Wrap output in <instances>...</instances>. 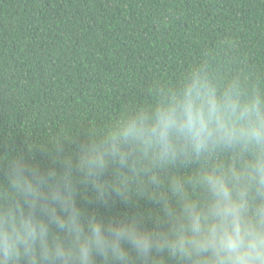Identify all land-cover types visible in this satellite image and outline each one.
Returning <instances> with one entry per match:
<instances>
[{
	"label": "clouds",
	"instance_id": "clouds-1",
	"mask_svg": "<svg viewBox=\"0 0 264 264\" xmlns=\"http://www.w3.org/2000/svg\"><path fill=\"white\" fill-rule=\"evenodd\" d=\"M82 132L51 167L0 156V264H264V81L193 62ZM88 189L156 210L104 219Z\"/></svg>",
	"mask_w": 264,
	"mask_h": 264
},
{
	"label": "trees",
	"instance_id": "trees-1",
	"mask_svg": "<svg viewBox=\"0 0 264 264\" xmlns=\"http://www.w3.org/2000/svg\"><path fill=\"white\" fill-rule=\"evenodd\" d=\"M193 62L264 81V0H0V156L51 167L50 144L73 150ZM92 198L80 206L104 219L156 210Z\"/></svg>",
	"mask_w": 264,
	"mask_h": 264
}]
</instances>
